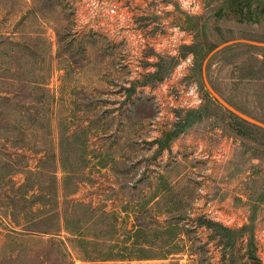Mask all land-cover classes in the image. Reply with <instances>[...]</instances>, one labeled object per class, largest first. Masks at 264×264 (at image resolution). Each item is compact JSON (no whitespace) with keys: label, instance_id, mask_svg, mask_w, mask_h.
I'll return each instance as SVG.
<instances>
[{"label":"rangeland","instance_id":"obj_1","mask_svg":"<svg viewBox=\"0 0 264 264\" xmlns=\"http://www.w3.org/2000/svg\"><path fill=\"white\" fill-rule=\"evenodd\" d=\"M0 264H264V0H0Z\"/></svg>","mask_w":264,"mask_h":264},{"label":"built area","instance_id":"obj_2","mask_svg":"<svg viewBox=\"0 0 264 264\" xmlns=\"http://www.w3.org/2000/svg\"><path fill=\"white\" fill-rule=\"evenodd\" d=\"M179 7L189 13L190 11H194L200 7V0H176ZM116 9V5H113L111 8V12L114 13ZM186 62H189V58L186 59Z\"/></svg>","mask_w":264,"mask_h":264},{"label":"trees","instance_id":"obj_3","mask_svg":"<svg viewBox=\"0 0 264 264\" xmlns=\"http://www.w3.org/2000/svg\"><path fill=\"white\" fill-rule=\"evenodd\" d=\"M209 225L216 226L219 229V231H221L223 234H231V231L232 230H230L228 228H224V227H222L219 224H212V223H210ZM100 257H101V259H109V258H111V256H106V254H102Z\"/></svg>","mask_w":264,"mask_h":264}]
</instances>
